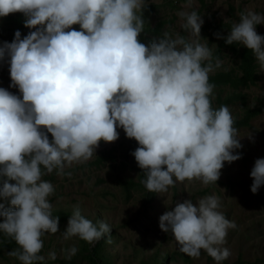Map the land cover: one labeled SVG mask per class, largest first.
I'll return each instance as SVG.
<instances>
[{
  "label": "clouds",
  "instance_id": "clouds-1",
  "mask_svg": "<svg viewBox=\"0 0 264 264\" xmlns=\"http://www.w3.org/2000/svg\"><path fill=\"white\" fill-rule=\"evenodd\" d=\"M144 6V0H0V18L23 14L29 29L0 43L9 87L19 92L0 88V232L18 245L8 255L21 264L43 261L42 237L59 230L49 202L54 186L42 177L90 159L101 141L118 140V128L138 143L131 155L150 192L193 179L216 184L224 163L242 158L234 154L242 145L229 108L212 106L209 74L222 61L213 63L211 49L200 42L201 16L179 11L190 38L165 31L145 45L139 40ZM191 6L188 0L184 7ZM259 24L264 15L246 9L226 38L216 36L251 50L264 71ZM250 177L256 194L264 186V158ZM219 208L214 195L188 199L162 214L159 228L172 233L182 252L199 257L204 250L219 264L231 255L221 246L236 227ZM110 232L76 207L63 239L94 244ZM77 251L69 248L67 258Z\"/></svg>",
  "mask_w": 264,
  "mask_h": 264
},
{
  "label": "rangeland",
  "instance_id": "rangeland-1",
  "mask_svg": "<svg viewBox=\"0 0 264 264\" xmlns=\"http://www.w3.org/2000/svg\"><path fill=\"white\" fill-rule=\"evenodd\" d=\"M187 2L144 0L143 32L152 41L165 31L172 36L180 33L190 38V33L181 28L177 13L196 11L203 20L200 42L211 49L213 63L217 59L222 61V66L209 74L219 81L214 85L212 106H218L219 99L230 98L226 106L234 121L246 117L249 110L261 108L262 111L252 116L248 124L234 126L242 145L234 154L242 158L231 164L225 162L216 184L205 186L193 179L177 181L167 192L148 191L139 184L142 170L131 155L139 145L119 128L118 140L101 141L90 159L66 166L61 175L53 171L43 176L54 186L49 197L52 212L65 211L71 216L79 207L81 214L94 225L99 221L109 225V240L103 247L107 264H155L156 258L165 254L171 255L168 264H217L204 250L199 257L182 252L172 233L159 228L160 216L177 203L188 199L197 203L210 195L218 197V210L236 225L228 230L226 243L221 246L228 248L231 255L219 264H264V186L256 194L250 190L251 170L257 159L264 158V71L254 56L255 81L237 85L243 75L242 59L247 48L238 43L222 45L232 23L239 22L240 13L247 9L264 15V0H192L191 8H185ZM21 20L25 17L20 13L0 18V43L12 41V33ZM73 27L79 30V25ZM256 31L264 36V24L257 25ZM216 34L224 38L217 39ZM10 84L9 64L0 62V88L19 95L18 89L10 88ZM67 224L68 221L62 223L57 233L42 237L43 248L38 255L44 257V264H66L68 260L88 264L85 248L90 244L78 237L63 239ZM73 246L78 251L68 259L67 250ZM17 248L7 249L0 244V264H21L16 257L8 255ZM50 252L56 253L55 260L49 258Z\"/></svg>",
  "mask_w": 264,
  "mask_h": 264
},
{
  "label": "trees",
  "instance_id": "trees-1",
  "mask_svg": "<svg viewBox=\"0 0 264 264\" xmlns=\"http://www.w3.org/2000/svg\"><path fill=\"white\" fill-rule=\"evenodd\" d=\"M16 30H19L21 32V36L23 38V36L27 35L29 32L28 28L24 27V20H21L19 26L17 29H15L12 33L11 36V40L14 39V33ZM139 40L144 43L145 45H148L152 39H150L148 36H146V34L142 31ZM226 43H223L222 45H224ZM219 50H221V47H219ZM254 54L251 50L246 49L244 51L243 54V59H242V70H243V75L240 77L239 79V83H237V85H248L249 83H253L257 77L256 75V68H255V62H254ZM216 77H209V83L213 84V85H217L219 83V81L217 82ZM236 86V84H234ZM230 102V98H226V99H219V105L218 106H213V108L218 109L221 106H226V103ZM260 111H262L261 108H258L256 110H249L248 114L246 115V117H244L241 120H235L234 121V126L235 125H246L248 124L249 119L252 118V116H254L255 114H258ZM49 139L51 140V135L49 134ZM140 182L139 184L141 186H145L143 181L146 179L145 174L142 173L140 174ZM129 189V188H128ZM52 216L59 217V226L64 223L67 222L70 214L65 212V211H54L52 212ZM2 222V221H0ZM58 226V227H59ZM98 226V225H97ZM109 235L107 236V234L101 238L99 241H97L94 244H90L89 246H87L85 248L87 254L85 256L86 261L88 262V264H107L108 262V256L103 254V247H104V243L106 241H108L109 239ZM0 244L3 248H7V249H14L17 248L18 245L15 243V241L8 237L7 235H5L4 233L0 232ZM171 255L165 254L163 255L161 258H156V263L155 264H168V260L170 258ZM35 264H44L43 261H37L35 262ZM66 264H77L75 261L72 260H68L66 262Z\"/></svg>",
  "mask_w": 264,
  "mask_h": 264
}]
</instances>
